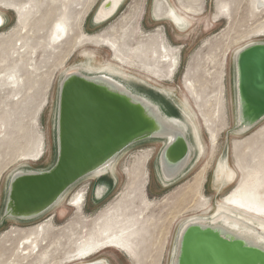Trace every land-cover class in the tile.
I'll return each instance as SVG.
<instances>
[{"label":"rangeland","instance_id":"obj_1","mask_svg":"<svg viewBox=\"0 0 264 264\" xmlns=\"http://www.w3.org/2000/svg\"><path fill=\"white\" fill-rule=\"evenodd\" d=\"M2 1L13 6H0L5 20L0 29V216L14 173L46 171L54 164L58 86L64 71L80 61L90 60L97 68L114 65L164 87L168 96L137 91L179 117L191 135L192 123L179 112L185 106L199 128L204 155L177 182L164 186L158 157L165 141L134 146L118 163L117 184L101 202L93 201L97 181L91 179L36 223L5 220L0 264H79L101 258L109 264H173L185 218L211 214L241 179L232 143L261 126L247 135L233 132L234 59L240 49L264 43V7L257 0H168L189 23L181 31L168 21H153L152 0H124L102 26L92 24L102 0ZM91 37L99 39L97 46L80 45ZM84 51L95 60L84 58ZM207 127L218 131L213 151ZM242 153L246 173L264 176V155L255 158L249 148ZM222 155L236 178L220 192L212 180ZM77 194L83 203L70 205ZM115 211L126 230L123 238L104 242V220Z\"/></svg>","mask_w":264,"mask_h":264},{"label":"water","instance_id":"obj_2","mask_svg":"<svg viewBox=\"0 0 264 264\" xmlns=\"http://www.w3.org/2000/svg\"><path fill=\"white\" fill-rule=\"evenodd\" d=\"M123 2L102 0L92 24L111 20ZM234 60L237 123L233 132L246 134L264 120V43L240 49ZM144 98L149 102L102 74H64L57 91L54 164L46 171L23 170L10 177L0 226L8 219L40 218L76 183L146 139L165 136L158 157L160 176L164 180L185 163L169 179L179 178L195 153L188 128L161 104ZM167 134L172 136L166 138ZM99 183L93 188V201L98 187L103 189L100 200L109 193L111 184ZM173 264H264V249L217 227L189 224L180 231Z\"/></svg>","mask_w":264,"mask_h":264},{"label":"bare ground","instance_id":"obj_3","mask_svg":"<svg viewBox=\"0 0 264 264\" xmlns=\"http://www.w3.org/2000/svg\"><path fill=\"white\" fill-rule=\"evenodd\" d=\"M113 1L118 2L119 0H113ZM257 2L259 8L264 7V0H257ZM0 6L1 7L13 6V4L12 3L4 4L3 1L0 0ZM14 8L19 11L17 7L14 6ZM151 17L153 21L156 23L168 21L177 30H181V31L185 30V28L189 25L186 18L182 16L176 9H174L170 5L168 0H152ZM3 18L4 17L0 14V29L4 27L5 20ZM97 21H99V19H97ZM102 25H97V26H102ZM99 42L100 41L98 38L91 37L88 39L81 40L80 45L97 46ZM83 55L84 58L90 57L92 56V53L84 51ZM120 55L122 54L121 53L116 54V58L119 60H121ZM165 57H167V55ZM93 58L95 60V56ZM162 62H167L166 65L172 66L170 64V61H166L164 59L162 60ZM91 63L92 62L90 60L80 61L78 63L71 65L64 72L66 75L70 73H76L78 71H82V72L85 71L86 73H95V75L102 74L105 77L113 79L115 82L120 84L131 95L135 97L137 96L141 97L142 99L146 100V102H149V100L144 98L145 96L142 97L143 95L138 94L137 91L138 89L144 88L145 90L148 89L151 91L158 90L164 96H168V92L165 90L164 87L159 86L149 81L148 79H144L142 77L129 73L114 65L102 64L101 67L97 68V67H93ZM149 108L151 109L150 111L152 113L158 115L157 113H159V111H157V113L154 112L155 110L154 107L149 106ZM186 111L187 110L185 109V106L179 109V112L184 117L189 119L190 122L192 123V133L190 136L192 137L193 140V145H194L193 151L195 153L193 159L190 157V161L187 164L188 166H186L187 168L186 167L184 168L180 177H182L190 169V167L193 164V160L196 161L199 157H202L204 155V145L200 136L199 128L195 123V119H193L190 115H188ZM165 121L170 123L168 120ZM170 121L175 123L174 120H170ZM263 123L264 120L261 123H259L254 129H252L249 133H251L261 125L257 129V131L246 140L239 143L233 142L232 148L230 144V148L232 150V156L234 158L235 168L241 175V179L238 185L235 187V189H233L227 197H225L222 201L218 202L215 205L214 211L211 214L192 215L190 217L185 218L183 228L189 224H200L204 226L207 225V226L217 227L225 231V233L241 238L248 243L257 245L262 249H264V176L255 173H251V174L246 173L244 167L245 155H243L242 153V150H244L245 148H249L250 152H252V155H254L255 158H259V155H264V125H262ZM206 130L210 136L209 138L210 147L211 150L213 151L216 144V134L218 133V131H216L217 129L211 127H207ZM249 133H246V135ZM171 136H172L171 134H167L166 138H170ZM163 137L165 138V136L161 135L158 138H152L146 140L163 141L164 139ZM142 142H145V140L137 142L134 145H131L130 147L122 151L119 155H117L114 160L106 164L101 169L97 170L94 174H91L86 178H84L83 180H81L80 182L76 183L40 218L32 221L15 220V219H11V220L18 221V223L22 225H29L42 220L45 216H48L54 210L59 208L66 201L65 199L66 195L71 191L69 193L70 195L83 181L92 179L100 183L103 181L107 184L110 183L113 186L116 185L118 180L116 176V168L118 163L126 155V153L130 151V149H132L134 146ZM183 166L178 168L177 171L172 175L171 174L167 176L165 175L166 180L165 179L163 180L162 176H160L163 185L171 186L173 183H175V181L177 182L178 179H180V177L177 178L176 180H173L174 182L169 178L176 176V174L183 168ZM235 178H236V173L232 169L229 159L226 160L225 156L222 155L219 158L215 167L214 177L212 180L214 184L213 186L218 191L222 192L234 182ZM259 188L260 190L263 189V191L260 192ZM96 192H97L96 195L97 198L94 199V202L99 203L103 200V199L101 200L99 199L103 193L102 187H98ZM82 203H83L82 195L77 194L71 200L70 205L78 206L79 204ZM201 206L204 205H199L198 208H201ZM118 217L119 214L116 211L110 214V216L109 215L106 216L101 233V237L102 240H104V242H107L112 239L123 238L122 235L126 229L124 228V225L121 222H119ZM84 246L85 244L82 245V247L78 248L80 252H82ZM94 262H95L94 264H109L108 261L104 258H101L99 259V261H94ZM91 263H79V264H91Z\"/></svg>","mask_w":264,"mask_h":264}]
</instances>
